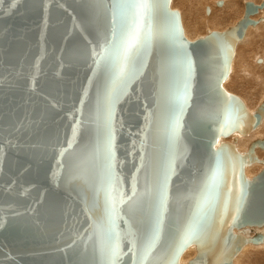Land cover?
Wrapping results in <instances>:
<instances>
[{
	"label": "water",
	"instance_id": "95a60500",
	"mask_svg": "<svg viewBox=\"0 0 264 264\" xmlns=\"http://www.w3.org/2000/svg\"><path fill=\"white\" fill-rule=\"evenodd\" d=\"M169 1L151 0L150 26L145 18L121 84V25L131 20L122 5L132 0H0V264H104L102 220L121 234L118 264H178L190 243L197 252L188 264H210L218 237V264H232L231 252L262 242L260 232L232 228L264 222V166L250 179L243 174L264 139L245 154L215 144L263 116L264 101L250 114L220 83L264 2L246 1L234 26L188 40ZM217 154L216 186L193 232Z\"/></svg>",
	"mask_w": 264,
	"mask_h": 264
},
{
	"label": "bare ground",
	"instance_id": "6f19581e",
	"mask_svg": "<svg viewBox=\"0 0 264 264\" xmlns=\"http://www.w3.org/2000/svg\"><path fill=\"white\" fill-rule=\"evenodd\" d=\"M218 1H220L219 4L217 3ZM246 1L253 2L257 5H260L262 1L264 2V0H243L241 5L239 0H172L171 5L169 1V8L172 9L177 6L180 23L182 22L183 26V34L188 40H194L207 35L208 30H210L209 32L224 31L229 26H234L243 16ZM262 12L264 13V3L263 6L259 7L255 13L250 14L249 17L256 22L255 24L248 25L245 28L243 36L236 40L233 48V55L230 59L229 72L222 80L223 82L221 81L220 83L221 87H223V89L230 94H233L235 91L233 89L235 87L241 90L240 95L246 104V106H244L250 114L253 113L264 101V16L261 15ZM247 71H250V78H248L249 73ZM235 132L239 135L248 134L250 139L239 140V138L248 136L241 137ZM259 139H264V112L260 123L249 132L241 134L235 130L227 136H219V140L216 143L215 148L221 141L229 142L234 144L237 152L245 154L248 152L250 144L254 140ZM253 150L258 160L245 162L243 164V174L245 178L248 179L256 175L264 166V163L260 161L264 155V148L255 145ZM263 224L259 226L244 225L240 228H232V232L240 233L246 237H252L256 232L263 234L262 242L253 243L248 241L244 243L235 254L231 252L229 257L231 258L232 264H244L245 262H242V258L254 254L255 252L264 253ZM217 240L218 241L216 242L215 247H212L209 251L210 255L214 256L210 259V264H218L223 259L221 256L222 249L218 248L221 247L220 237H218ZM190 245L195 246L192 247L194 250H187L190 248ZM231 246L234 247L235 245L231 244ZM196 252V245L194 243H190L180 253L178 257V264H188L189 260L196 255ZM249 260H251L250 257Z\"/></svg>",
	"mask_w": 264,
	"mask_h": 264
},
{
	"label": "snow or ice",
	"instance_id": "6c2138e0",
	"mask_svg": "<svg viewBox=\"0 0 264 264\" xmlns=\"http://www.w3.org/2000/svg\"><path fill=\"white\" fill-rule=\"evenodd\" d=\"M13 3H15V0H13ZM122 7H126L131 10V20L128 22H124L121 25L122 38L124 39L126 44L124 64L120 67L116 78L121 84L124 82V79L127 76L126 68L129 60L128 52L129 50L133 49V47L140 40L141 37L140 29L143 27L145 18L149 20V26H150L151 16L155 5L151 2V0H132L131 3L122 5ZM115 20H116V13L114 12L113 13L114 24H115ZM115 35H116V31L114 28L113 36L115 37ZM178 55H180L181 57L187 55V53L183 51V45H180ZM191 78H192V67H191V63L189 62L186 73L183 75V96H182V102L178 104V113L176 116L177 127L179 126L180 116L185 110V104L187 103L189 97ZM231 100L232 97L227 96L226 99L222 101V107L226 118L229 117L232 112ZM220 164L221 161L219 158V154H217L216 169L213 170L209 182H206V184L201 189L202 200L200 204V209L197 213V218L194 221V225L192 228L193 232L195 231V228L200 225V221L204 219V209L209 203V194L216 186V174L220 167ZM240 191L242 194L241 198H243L244 190L241 189ZM239 204H240V199L237 200V211H239ZM162 206H163V201H162ZM160 223L161 220L158 217L156 221V226L153 229L152 242L149 243L147 251L151 250V247L153 246L156 238L159 235ZM98 227L100 231L105 235V242L101 250L102 256L104 257V264H118L119 257L121 255V245H120L121 234L119 232H116L110 223L103 222V220L98 225Z\"/></svg>",
	"mask_w": 264,
	"mask_h": 264
},
{
	"label": "rangeland",
	"instance_id": "374dc122",
	"mask_svg": "<svg viewBox=\"0 0 264 264\" xmlns=\"http://www.w3.org/2000/svg\"><path fill=\"white\" fill-rule=\"evenodd\" d=\"M253 1H255V0H253ZM239 3L242 5V3H243V0H239ZM172 4V0H170V5ZM171 7V6H170ZM174 9H176V10H178V8H177V6L176 7H173L172 8V10H174ZM205 13H206V10H205ZM262 16H264V13L262 12V14H261ZM181 18V17H180ZM263 23V22H262ZM181 27H183L182 26V22H181ZM183 29V28H182ZM205 29H207V28H205ZM211 30H216V29H211ZM210 30H208V32H209ZM208 32H207V34H208ZM249 74H248V78H250L251 77V74H250V71H247ZM231 73V72H230ZM229 76H230V74H229ZM225 81V80H224ZM223 82V81H222ZM223 88V87H222ZM233 90H235L234 92H233V95H235V96H237V97H239L241 100H242V102L244 103V105L246 106V104H245V102L243 101V99H242V96L240 95V93H241V90H239L237 87H235ZM228 93V92H227ZM230 94V93H229ZM236 133V132H235ZM237 135H239L238 133H236ZM239 136H248V134L247 135H239ZM248 139H250V136H248V137H244V138H239V140H248ZM216 145V144H215ZM264 225V224H263ZM190 248H188L187 250H194L192 247H195V246H193V245H190L189 246ZM186 250V251H187ZM253 256V257H252ZM238 257V256H237ZM249 257H250V259L251 260H249ZM255 258V259H254ZM237 259V258H236ZM243 260H242V262H245L244 264H246V262H247V264H264V253L263 252H255L254 254H251V255H249V256H247V257H244V258H242ZM236 261V260H235ZM250 261V262H249ZM243 264V263H242Z\"/></svg>",
	"mask_w": 264,
	"mask_h": 264
}]
</instances>
